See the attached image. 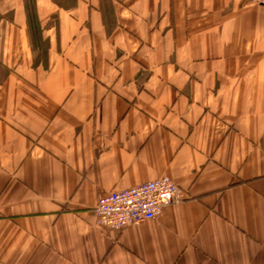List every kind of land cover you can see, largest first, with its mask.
<instances>
[{"label": "crops", "instance_id": "1", "mask_svg": "<svg viewBox=\"0 0 264 264\" xmlns=\"http://www.w3.org/2000/svg\"><path fill=\"white\" fill-rule=\"evenodd\" d=\"M165 176L184 201L96 224ZM0 264H264V6L0 0Z\"/></svg>", "mask_w": 264, "mask_h": 264}, {"label": "built area", "instance_id": "2", "mask_svg": "<svg viewBox=\"0 0 264 264\" xmlns=\"http://www.w3.org/2000/svg\"><path fill=\"white\" fill-rule=\"evenodd\" d=\"M251 1L264 6V0ZM186 198V191L167 176L130 188L110 190L97 199L94 207L96 224L123 229L154 219L165 206Z\"/></svg>", "mask_w": 264, "mask_h": 264}]
</instances>
